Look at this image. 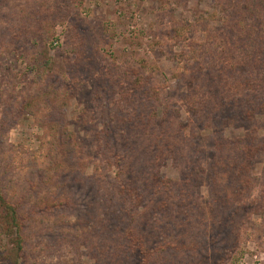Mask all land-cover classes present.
<instances>
[{"label":"rangeland","instance_id":"rangeland-1","mask_svg":"<svg viewBox=\"0 0 264 264\" xmlns=\"http://www.w3.org/2000/svg\"><path fill=\"white\" fill-rule=\"evenodd\" d=\"M224 20L220 0H0V121L15 124L0 138V175L11 171L25 177L26 171L35 174L49 166L50 158L63 162L58 181L21 202L29 208L30 218L25 256L16 259L9 239L0 234V264H142V257L132 261L127 254L118 255L124 230L114 223L116 200L121 201L114 157L125 154L126 163L131 164L133 154L140 151L143 155L146 142H155L162 135L146 132L144 125L135 134L117 135L131 149L108 148L113 156L110 160L97 144L113 116L111 111L122 101L119 94L126 86V72L140 73L150 79L148 88L153 87V104L140 103L136 110L144 114L157 110L161 123L167 118L165 111L173 113V131L184 124L186 135L195 136L198 148H209L211 139L221 136L242 143L248 134L264 145V114L246 125L216 128L210 121L203 126L183 98L190 79L184 76L187 65L182 58L192 45L208 41ZM214 46L211 55L200 57L206 64L215 61L214 52L222 51L224 44ZM52 72H57L56 80L61 79L60 84H52L60 88V95L48 102L63 109L68 134L60 125L61 118L52 120L43 101L40 113L36 110L19 121L12 117L18 102L37 96ZM96 93L104 95L100 101ZM102 105L109 108L107 117ZM123 108L135 111L126 103ZM154 120L155 115L150 114L144 123ZM216 160L206 157L196 185L183 190V199L192 211L188 219L177 206L170 213L164 210V202L173 206L182 201L181 186H176L182 182L181 166L172 161L157 168L163 185L158 187L159 201L151 193L146 204L137 208L134 195L122 207L135 220L145 216L146 224L147 219L151 223L145 230H137L147 247L149 264H264V153L251 162L258 181L244 197L218 178L226 199L221 203L210 194L209 184L217 176L212 166ZM126 165L124 180L131 168ZM45 175L52 178V173ZM16 195L18 199L24 194L19 189ZM56 200H69L72 205L44 214L41 205ZM125 222L127 227L131 224L127 216ZM123 244L129 245L127 240Z\"/></svg>","mask_w":264,"mask_h":264},{"label":"trees","instance_id":"trees-1","mask_svg":"<svg viewBox=\"0 0 264 264\" xmlns=\"http://www.w3.org/2000/svg\"><path fill=\"white\" fill-rule=\"evenodd\" d=\"M220 3L221 12L225 16L221 29L210 34L208 41L204 44L192 45L188 56L185 55V58H182V61L187 65L184 76H188L187 78L190 79L187 83L188 92L183 96L188 110L194 119L203 126L211 121L216 128H223L227 124L232 125L234 123V125H246L255 116L264 114V0H220ZM182 30L186 29L183 28ZM217 41L224 44L223 49L222 51L217 49V52H214L215 61L210 60L208 62L209 60H206L208 62L206 64L200 57L211 55L213 48H216L214 44L218 43ZM226 44L228 45L226 46ZM228 54L229 59L225 58V55ZM126 74V86L122 87L119 94L122 101L119 106L115 107L116 109L111 111L113 116L106 122V129L100 133L97 144L99 152L107 156V160H110L113 156L107 153L108 148L122 151L131 149V144L126 140L117 138V135L122 137L125 134L124 137H126V133L134 132L133 134H135L140 125L146 126V132L150 131L153 134L159 131L162 135L155 142H146L149 147L144 145L143 155H140L138 150L137 156L133 154L132 163L134 162V164H130V161L126 163L125 154H118L114 157L115 166L118 169L117 194L122 201L116 200L118 210L114 211V223L117 228L122 227V231L124 230L122 245L119 246L122 250L118 255L127 254L132 261L139 256L144 259L142 264H149L147 247L143 246L144 239L139 236L137 230H145L146 225L151 223L147 219L146 224L145 216L142 220H135L130 211H125L122 207L127 203L126 201L131 203V198L134 195L138 198L136 202H133L137 208L141 207L139 206L140 203L146 204V198L151 193L159 201L158 187L162 183L159 180L160 170L158 171L157 168L160 165L163 167L166 162L170 161L181 166L180 178L182 182L181 185L178 183L176 186L177 189L178 186H181L182 201L173 206L164 202L165 209H163L170 213L173 207L177 206L178 210L183 211L181 212L182 217L188 219L192 211L183 199V190L196 185L199 180L197 172L206 157L210 156L214 160L217 158L216 164L215 162L212 164L217 176L211 179L209 185L213 201L221 203L226 199L222 194L224 187L218 181L219 177H222L223 184L227 185L230 191L237 192L242 197L255 189L258 179L252 174L251 162L257 155L264 153V145L258 144L254 140V136L248 134L247 139L243 140L242 143L221 136L212 138V141L208 143L209 148H198L195 136L186 135L184 124H179L177 130L173 131V113L165 111L164 115L167 118H162L161 123L157 120V110H151L145 114L140 109L136 110L144 103L153 104L151 101L153 87H151L152 90L149 89L150 79H144L138 72L129 71ZM56 75L57 72H52L47 76V80H44L46 82L45 87L39 88L38 94L36 93L37 96L24 98L18 102V107L15 109L16 113L12 116L15 121H19L24 115L34 113L36 110L37 113H40V104L43 101L47 105L46 109L52 120L53 118H61L60 125L64 129V134L70 133L64 126L65 114L63 109L57 103L51 105L48 102L52 98L58 99L60 95V88L52 86L55 81L60 84L61 79L57 77L56 80ZM196 82L199 83L196 84ZM51 87H53L52 90H50ZM103 96V94L99 96L96 93V100L100 101ZM125 103L133 105L135 113L125 110L123 108ZM101 107L103 108L102 113L107 117L109 108L104 105ZM150 114L155 115V120L144 123V118ZM171 116L173 117L170 118ZM14 125H8L5 120H1L0 138H3ZM163 136L168 138L164 139ZM132 144L137 145L138 143L132 141ZM236 145L244 146V148ZM235 151L239 152L236 153ZM117 153L120 152L117 151ZM49 163H51L49 166L39 168L35 174L32 171L28 174L27 171L24 172L25 177L22 175L18 177L11 171H4V177L0 175V234L9 239L16 259H20L26 254L25 232L28 230L30 222L27 213L29 208L27 209L26 205L21 202L28 198V194L39 193L46 185L58 181L59 175L62 173L63 162L57 161V159L54 161L50 158ZM125 165L127 168H131L124 180L122 175ZM47 172L50 173L49 176L52 173V178L46 177ZM54 176L57 178H53ZM33 177H37L38 180ZM19 189L24 194L19 197L20 200L16 198ZM238 198L243 200L241 197ZM187 199L191 200L190 196H187ZM67 205H72L71 201L56 200L52 203L42 204L41 209L45 214L61 210ZM157 212H159L158 209L156 214ZM126 216L131 220L128 227L125 222ZM139 221H141L140 224H138ZM124 240H127L129 245L125 246Z\"/></svg>","mask_w":264,"mask_h":264}]
</instances>
